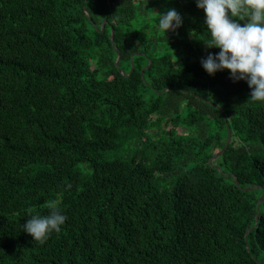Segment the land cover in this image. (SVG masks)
<instances>
[{"label": "trees", "instance_id": "16d2710c", "mask_svg": "<svg viewBox=\"0 0 264 264\" xmlns=\"http://www.w3.org/2000/svg\"><path fill=\"white\" fill-rule=\"evenodd\" d=\"M206 38L195 0H0V264H264V103Z\"/></svg>", "mask_w": 264, "mask_h": 264}, {"label": "clouds", "instance_id": "9594fccd", "mask_svg": "<svg viewBox=\"0 0 264 264\" xmlns=\"http://www.w3.org/2000/svg\"><path fill=\"white\" fill-rule=\"evenodd\" d=\"M195 3L204 13L207 38L203 44L207 49L219 50L201 59L203 70L209 76L227 70L233 82L247 83L251 90L248 100L264 103V0H195ZM154 14L157 30L165 36L182 27L183 18L174 8ZM61 204L56 198L46 201L44 207L48 212L44 215L29 208L23 232L41 244L52 233H59L67 220Z\"/></svg>", "mask_w": 264, "mask_h": 264}, {"label": "water", "instance_id": "95a60500", "mask_svg": "<svg viewBox=\"0 0 264 264\" xmlns=\"http://www.w3.org/2000/svg\"><path fill=\"white\" fill-rule=\"evenodd\" d=\"M86 13H87V15L89 16L90 21L93 22V21H92V18H91V16L89 15V13H88L87 10H86ZM105 23H106V22L104 21L103 24H102V28H101V30H100L101 32L104 30ZM111 41H112V43H114V31H112V33H111ZM117 53H118V57H117V60H116V66L118 67V66H119V63H120V60H121V54H120V52H119L118 50H117ZM142 73H143V71H142ZM227 129H228V140H227V143H226V145L224 146V148H223L218 154H216L213 158H211V160H210V164H213L214 161H216L219 157H221V156L224 154V152L227 150V148H228V146H229V144H230V142H231L232 135H231V130H230L228 124H227ZM236 185H238V181H236ZM247 190H251V187L248 188ZM263 200H264V195L260 198V200H259V202H258V206H257L258 209H259V205L261 204V202H262ZM259 215H260V214H258L257 219H258ZM248 233H249V232H248ZM248 233L246 234V240H247V235H248ZM247 248L249 249V245H247Z\"/></svg>", "mask_w": 264, "mask_h": 264}]
</instances>
